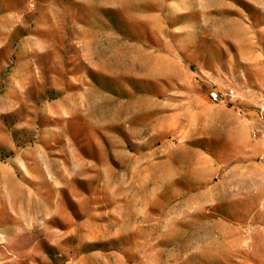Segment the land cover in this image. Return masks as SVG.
Returning a JSON list of instances; mask_svg holds the SVG:
<instances>
[{
	"label": "rangeland",
	"instance_id": "374dc122",
	"mask_svg": "<svg viewBox=\"0 0 264 264\" xmlns=\"http://www.w3.org/2000/svg\"><path fill=\"white\" fill-rule=\"evenodd\" d=\"M0 264H264V0H0Z\"/></svg>",
	"mask_w": 264,
	"mask_h": 264
}]
</instances>
